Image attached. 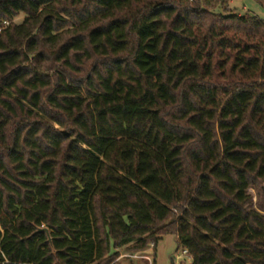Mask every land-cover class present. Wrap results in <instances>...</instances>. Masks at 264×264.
<instances>
[{
	"label": "trees",
	"instance_id": "trees-1",
	"mask_svg": "<svg viewBox=\"0 0 264 264\" xmlns=\"http://www.w3.org/2000/svg\"><path fill=\"white\" fill-rule=\"evenodd\" d=\"M83 1L0 3V264H120L168 236L192 264H264V22Z\"/></svg>",
	"mask_w": 264,
	"mask_h": 264
},
{
	"label": "rangeland",
	"instance_id": "rangeland-1",
	"mask_svg": "<svg viewBox=\"0 0 264 264\" xmlns=\"http://www.w3.org/2000/svg\"><path fill=\"white\" fill-rule=\"evenodd\" d=\"M83 3L90 9V2L88 0H84ZM229 9L237 15L255 16L264 22V0H229ZM23 18L24 16L20 15L15 19V23H21ZM62 20L66 23L72 21L67 16H63ZM258 185V189L252 188L249 190L251 199L248 208L264 215V182H259ZM182 251L183 249L178 248L176 238L168 236L159 242L156 251L151 247H148L145 251L136 253L121 249L117 261L120 264H192L187 258L180 261L176 259L178 255L182 254Z\"/></svg>",
	"mask_w": 264,
	"mask_h": 264
},
{
	"label": "built area",
	"instance_id": "built-area-1",
	"mask_svg": "<svg viewBox=\"0 0 264 264\" xmlns=\"http://www.w3.org/2000/svg\"><path fill=\"white\" fill-rule=\"evenodd\" d=\"M4 25H5V26H8L9 24L5 22ZM1 31H2V29H0V33H1ZM150 247L153 249V248H154V244H151ZM184 258H187V260L192 261V260H191V257H189V255H188V251H187V250H183V251H182V254H180V255H178V256L176 257V259H177L178 261H180V260H182V259H184Z\"/></svg>",
	"mask_w": 264,
	"mask_h": 264
},
{
	"label": "water",
	"instance_id": "water-1",
	"mask_svg": "<svg viewBox=\"0 0 264 264\" xmlns=\"http://www.w3.org/2000/svg\"><path fill=\"white\" fill-rule=\"evenodd\" d=\"M2 1H3V0H0V3H1ZM38 232H40V233H45V234L47 235L48 239H49V242L51 243L50 233H49V230H48V229H46V228H41V229H39Z\"/></svg>",
	"mask_w": 264,
	"mask_h": 264
}]
</instances>
